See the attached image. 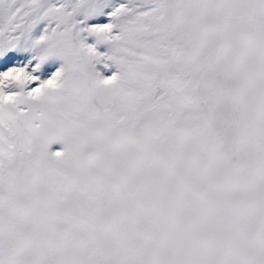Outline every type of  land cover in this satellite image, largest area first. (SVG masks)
I'll use <instances>...</instances> for the list:
<instances>
[{"label":"snow or ice","instance_id":"obj_1","mask_svg":"<svg viewBox=\"0 0 264 264\" xmlns=\"http://www.w3.org/2000/svg\"><path fill=\"white\" fill-rule=\"evenodd\" d=\"M0 264H264V0H0Z\"/></svg>","mask_w":264,"mask_h":264}]
</instances>
